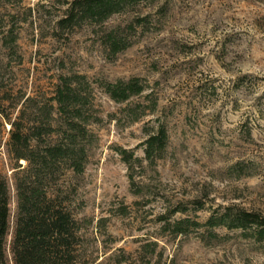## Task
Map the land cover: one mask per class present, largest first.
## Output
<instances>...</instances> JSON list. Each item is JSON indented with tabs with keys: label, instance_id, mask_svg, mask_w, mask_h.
I'll return each mask as SVG.
<instances>
[{
	"label": "rangeland",
	"instance_id": "rangeland-1",
	"mask_svg": "<svg viewBox=\"0 0 264 264\" xmlns=\"http://www.w3.org/2000/svg\"><path fill=\"white\" fill-rule=\"evenodd\" d=\"M72 1L0 0V112L22 114L27 127L49 121L56 139L71 117L57 109V88L80 93L83 167L61 166L49 191L79 223L81 257L264 264L254 227L207 221L227 206L264 214V0H131L104 18L65 21ZM131 78L140 92H107L108 82ZM1 120L9 241L14 175L27 161L9 152ZM161 128L163 147L147 155ZM7 257L13 264L8 247Z\"/></svg>",
	"mask_w": 264,
	"mask_h": 264
},
{
	"label": "trees",
	"instance_id": "trees-1",
	"mask_svg": "<svg viewBox=\"0 0 264 264\" xmlns=\"http://www.w3.org/2000/svg\"><path fill=\"white\" fill-rule=\"evenodd\" d=\"M129 1L73 0L65 21H70L76 14L93 20H96V16L104 18ZM110 37V46L114 50L119 49L118 39L113 35ZM106 89L112 98L118 100L140 92L142 85L136 78H131L115 84L108 82ZM54 99L58 111L71 113L70 119L65 117L67 129H59L61 133L56 139L51 137L54 129L49 121L41 124L34 119L33 126L27 127L22 114L11 120L0 112V124L2 118L10 123L9 152L16 159L24 158L27 161L25 166L17 165L19 168L14 175L17 209L9 241V187L6 176L0 172V264H8L7 247L13 264L88 263L80 253L82 245L78 221L59 192L54 194L49 191L61 166L71 167L77 172L82 170L86 130L78 121L81 96L69 83H64L57 88ZM44 135L49 139L45 141ZM164 140L165 132L161 128L159 135H151L147 139V155L153 149H161ZM207 221L230 228L254 227L257 238L264 239V214L254 210L227 206L218 217Z\"/></svg>",
	"mask_w": 264,
	"mask_h": 264
}]
</instances>
